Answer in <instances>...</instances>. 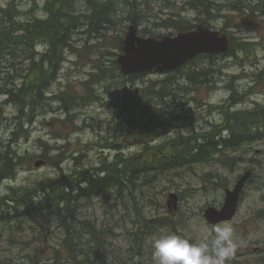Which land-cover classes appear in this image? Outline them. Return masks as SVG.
<instances>
[{"label": "rangeland", "instance_id": "rangeland-1", "mask_svg": "<svg viewBox=\"0 0 264 264\" xmlns=\"http://www.w3.org/2000/svg\"><path fill=\"white\" fill-rule=\"evenodd\" d=\"M5 3L6 0H0V6L4 7ZM36 4L33 12H30L34 7L31 1H22L17 5V9L23 12L24 20L31 16L36 18L44 16L41 9L42 1L39 0ZM162 5L159 2L153 4L151 11L144 13L149 18V23L147 22L144 27L151 29L154 34L163 36L172 32L151 24L157 18H167L170 11L181 13L191 24H198L197 15L193 12L175 9V6L167 9ZM81 6V4L75 6L76 10L77 8L84 10ZM68 10L70 9L68 8ZM228 20L230 27L227 32L237 38L239 44L248 42L260 43L264 46V25L247 24L244 20L241 23L240 17H229ZM233 22L237 25L240 24L235 27ZM129 25V22H124L120 28L123 32L111 31L103 41L89 40L88 45L93 46L91 54L83 53L84 50H80L84 44L83 40L87 36L83 33L77 34L74 37V46L77 51L79 50L80 58L68 51L65 52L66 60L61 64L62 69L58 79L50 86L47 96L64 92L67 85L83 95L82 84L88 79L89 73L94 72L92 65L93 61L100 56L98 49L106 48L110 53H116L115 57H107L103 60L104 64L108 66L109 61L115 60L117 54H120V51L113 50L111 47L109 37H116L119 34L123 38ZM210 26L216 30L221 29L223 25L220 21H216ZM100 43L104 46L102 47ZM36 50L40 53L43 51V47H37ZM62 53L63 50H61ZM240 58L241 62L234 57L214 60L213 64L215 65L212 68L220 69L221 72L218 79H215L214 82H207L204 86L195 87L194 93L188 94L184 91L183 94L180 92L181 98L175 100L168 98L167 103L170 106L166 110L176 116L173 120L176 124L174 129L162 136L150 135L142 138L144 144L157 145L163 140H173L175 137H187L197 132L207 133L211 125H220L221 113L209 107H221L229 103L228 100L233 93L228 88L230 82L233 83L234 93L237 95L235 99L241 96L238 93L242 94L246 91L249 94L242 98L240 104L234 106V110L243 113L264 108V78L257 82L252 81L256 75L264 72V49L258 46L252 55L249 54L247 57L242 55ZM194 62L203 67L212 64L207 59L201 61L194 59ZM1 67L7 69L10 66L6 62ZM190 67H193V63H188L180 69L183 72ZM166 75L148 74L136 79L131 88L134 90L147 88L150 83L159 82ZM183 75L179 74L181 87L185 84ZM237 76L240 78H233ZM261 77H264V73ZM19 83L20 81L16 85ZM1 85L3 84L0 81V87ZM98 88L99 86L96 87V89ZM98 90H100L102 102H91L90 100L87 105L72 110L70 115L64 114L59 103L49 100L44 101L43 107L37 108L31 113L24 109L19 113L17 106L10 103L1 106L0 141L7 144L8 140L16 139L17 142L13 144L12 150L17 151L21 158L16 177L0 181V199H9L12 191L15 195L18 194V197H23L24 192H30L35 188L39 190V187L46 185L47 181L57 180L60 170L63 173V192L68 193L71 180L78 181L83 170L99 168L104 162L112 164L116 154H121L128 159V157L141 153L142 146H138V142L131 146L127 145L129 142H125L127 139L124 135L125 123L118 108L113 105L114 100L120 101L123 93L120 94V89L114 87L113 89L108 88L106 91ZM117 94L119 95L117 96ZM114 96L115 99H113ZM5 98L0 96V101L3 102ZM227 107L230 108L228 105ZM225 110L227 114L234 112L227 108ZM255 116H252L253 119ZM15 121L21 123L23 127L21 130L14 127ZM171 124L172 121H170ZM119 130L120 133H118ZM120 139H122V143H119ZM115 142L120 145L121 149L110 146V143ZM228 155L230 157L241 156L243 159L232 172L217 166L198 165L187 171L179 170L175 173L164 174L153 181L150 186L141 185L139 189L135 188L133 193L124 192V195L117 196L111 191L106 199L96 196L89 201L83 200L78 219L91 221L96 226L95 230L100 232L99 238L102 240V247L98 245L100 248L96 249V253L95 251L91 252L93 248L88 247L90 246V243L87 242L88 235L85 232L79 234V240L85 244L86 251H90L88 258L94 261L90 264H131L129 259L132 254L130 253L131 242L129 240L131 231H134L136 214L152 221L167 216L173 221L175 230L158 228L154 230V235L162 232H174L188 238L193 243H198L204 234L214 236L221 228L231 229L235 249L226 264H264V142L252 144ZM40 156H43L44 159ZM38 161L43 163L35 166ZM248 169L253 172L251 176L253 178L244 188L236 217L224 224L213 227L208 225L204 220L203 210L212 205L219 208L223 203L224 189H211L212 186L204 182L203 175L216 171L220 178L227 179V187L230 188L238 178L237 176ZM93 173H97V171H90V174ZM170 193H175L178 196L175 207L173 204L168 207L167 198ZM74 195L75 193L72 196ZM36 198L45 199L41 195H37ZM11 203L9 202L10 205H13ZM57 212L50 211L36 219L25 218L16 221L13 219V222L8 224L1 223L0 262L24 264L29 256H36L39 258V264H53V254L64 250L62 249V240L65 236L64 231L58 227L59 215ZM154 235L145 239L142 253L140 252L141 258L137 259V263L155 264L150 247L151 237ZM77 240L72 238L69 239V242L79 245ZM96 240L99 242L98 239ZM133 252L136 254L135 250Z\"/></svg>", "mask_w": 264, "mask_h": 264}, {"label": "trees", "instance_id": "trees-1", "mask_svg": "<svg viewBox=\"0 0 264 264\" xmlns=\"http://www.w3.org/2000/svg\"><path fill=\"white\" fill-rule=\"evenodd\" d=\"M22 1L27 0H6L4 7H0V81L3 84L0 87V96L6 97L3 102L0 101V108L4 104H14L17 106L19 113L23 109L31 113L33 110L45 105V102L41 103L39 99L44 96L45 90H49L53 81L47 83L43 79L44 70L48 72V69H50L49 76L55 81L62 69L61 64L66 60L64 55L66 51L80 58L79 50L77 51L74 46V37L77 34L83 33L87 36L83 41L82 49H80L87 54H91L93 49V46L88 45L89 40L103 41L111 31L123 32L120 28H122L124 22H129L130 25L139 29L138 33L142 37L158 39L160 35H156L151 29L144 27L147 22L149 23V18L144 13L151 11L153 4L158 2L167 9L175 6V9L193 12L197 15L196 21H198V24L210 28H213V26H210L211 23L220 21L223 25L220 30L223 32H227L230 27L228 24L229 17H240L239 21L241 23L244 20L247 24L264 25V0H40L42 1L41 9L44 16L36 18L31 23H37V26L46 29V32L39 30L47 36L45 40L42 38L37 39L29 33L30 21L18 23L13 20L17 14L21 13L16 10L15 6ZM28 1L34 4L30 11L33 12L37 5L36 2L39 0ZM78 4H81L84 10L79 8L76 10L75 6ZM157 19L159 21H156ZM157 19L152 21L151 24L171 30L170 35L186 32L195 27V24H191L181 13L177 12L170 11L167 18ZM232 24L238 27L240 23L237 25L233 22ZM227 33L232 37V49L228 55L217 57L199 56L196 58L197 60L207 59L212 64L203 67L193 61L192 68L183 70V72L179 69L174 73L167 74L159 82L150 83L147 88H137L136 90L132 89L131 86L136 79L144 76H121L114 59L109 61L108 66L103 62L107 57H115L116 53H110L108 49L100 47L98 49L100 50V56L93 61L92 65L94 72L89 73L88 79L82 84L84 94H79L67 85L64 92L47 97V100L59 103L64 114L70 115L72 110L87 105L90 100L91 102H102L100 90L98 89L106 91L108 88H119L120 94L123 93L120 99L121 102L114 100L113 105L118 108V112L125 123L126 131L124 135L127 138L125 142H129L127 143L129 146L138 142L137 145L142 146L141 153L128 157V159L121 156V154H116L112 164L104 162V164H101L102 167L83 170L78 181L73 182L71 180L70 190L65 195L58 191L55 186L47 188L45 199H34L29 192H24L23 197L26 205L22 208L19 201L21 197H18L19 195H15L12 191L9 199H0V204H2L0 207L5 206L9 210V212H5L0 208V224H8L13 222V219L15 221L25 218L36 219V217L50 211H58V227L64 231L65 236L62 240V249L64 250L53 254V264H89L93 262V259L88 258L90 251H86L85 244H82L79 240V234L85 231L89 235L90 249L93 248L91 252L95 251L96 253V249L102 245V240L99 238L100 232L95 230V226L91 221L78 219L83 200L89 201L96 196L106 199L111 191L117 196L124 195V192L127 194L133 193L135 188L139 189L141 185L150 186L153 181L164 176V174L175 173L179 170L187 171L198 165L217 166L232 172L234 167L243 159L241 156L230 157L228 154L237 152L252 144L264 142V108L255 109V111H244L243 113L234 110V106L240 104L242 98L249 94L246 91L242 94L238 93L241 96L235 99L237 95L234 93L232 82L229 83L228 87L233 92L228 100L229 103L226 106L209 107L221 113L222 121L220 125H211L207 133L197 132L187 137H175L173 140H163L157 145L148 146L147 143L144 144L141 140L150 135L162 136L174 129L176 124L173 120L176 116L166 110L170 106L167 103L168 98H173V100L181 98L180 92L194 93L195 87L204 86L207 82H214L215 79H218L221 72L220 69L214 70L212 68L215 65L213 64L214 60L234 57L241 62L240 57L242 55L245 57L249 54L252 55L258 46L264 49V46L260 43L241 42L239 44L237 38L232 36L230 32ZM52 35L56 36V39H54L59 43V47H52L49 41L53 37ZM117 35L116 37H109L110 45L113 50L120 51L123 41L121 35ZM42 42L50 45V51L43 49L39 53L36 50V46L41 45ZM100 45L104 46L102 43ZM56 49L60 50V55L55 54ZM61 50H63L62 54ZM18 59L20 60L18 61ZM6 62L10 67L7 69L2 68L1 66ZM263 73V71L260 72L252 81L257 82L264 78L261 77ZM179 74H184L185 84L183 83V87L179 85L181 78ZM233 78L239 79L240 77ZM19 81V85H16ZM155 85L156 87H154ZM98 86L99 88L96 89ZM40 87L43 88L42 91H40ZM115 96L113 99L117 97ZM226 108L234 112L227 114ZM253 115H256L254 119ZM170 121H172L171 125ZM17 126L19 128L16 129L21 130L20 122ZM120 132L119 130L118 133ZM224 133L226 134L223 135ZM16 142V139H10L7 144L0 141V181L7 180L6 177L10 176L12 159L7 156L15 153L12 146ZM119 143H122V139ZM110 146L121 149L117 142L110 143ZM40 157L44 159L43 156ZM93 170L97 171L96 176L95 173L91 176L90 171ZM203 179L214 190L226 188L228 185L226 183L227 179L220 178L216 171L204 174ZM73 193H75L74 196H72ZM9 202H12L13 205H10ZM158 228L175 230L173 221L167 216L152 221L136 214L134 231H131L129 240L131 242L130 253L132 257L129 259L131 264H136L137 259L141 258L140 252L143 250L145 239L154 235V230ZM72 238L74 240L78 239L76 242L79 245L70 243L69 239ZM38 259L36 256H29L24 264H39ZM0 264L4 263L0 262Z\"/></svg>", "mask_w": 264, "mask_h": 264}, {"label": "water", "instance_id": "water-1", "mask_svg": "<svg viewBox=\"0 0 264 264\" xmlns=\"http://www.w3.org/2000/svg\"><path fill=\"white\" fill-rule=\"evenodd\" d=\"M123 39L121 54L116 64L122 76L148 74V72L165 73L174 71L199 55H226L231 50V38L219 30H211L199 24L192 31L181 32L174 36H163L156 40L142 38L133 27L128 28ZM41 162H36L39 166ZM247 171L233 186L225 190L223 205L220 209L208 207L203 211L207 224L215 225L230 221L236 216L239 197L243 186L250 178ZM168 206L177 204V196L169 195Z\"/></svg>", "mask_w": 264, "mask_h": 264}, {"label": "clouds", "instance_id": "clouds-1", "mask_svg": "<svg viewBox=\"0 0 264 264\" xmlns=\"http://www.w3.org/2000/svg\"><path fill=\"white\" fill-rule=\"evenodd\" d=\"M155 264H226L235 249L231 229L221 228L214 236L202 235L198 243L174 232L151 237Z\"/></svg>", "mask_w": 264, "mask_h": 264}, {"label": "bare ground", "instance_id": "bare-ground-1", "mask_svg": "<svg viewBox=\"0 0 264 264\" xmlns=\"http://www.w3.org/2000/svg\"><path fill=\"white\" fill-rule=\"evenodd\" d=\"M0 7H3V6H0ZM15 8H16V10H18L17 9V4H16V6H15ZM19 12H21L20 10H18ZM23 17V12H21V13H19V14H17L16 15V17H15V19L13 18V20L15 21V22H28V21H30V29H29V33H31V35L33 36V37H35V38H37V39H47V36L44 34V32H42V31H40L39 32V30H44L45 32H46V29L45 28H41V27H39V26H37V23H31V22H33V20H35L36 19V17H34V16H31V17H28V19H23L22 18ZM37 22V21H36ZM36 29V30H35ZM53 37L51 38V40L49 39V41H50V43H51V45H52V47H59V43H57L56 41H55V39H56V36L55 35H52ZM55 38V39H54ZM78 41V40H77ZM84 41V40H83ZM84 45V44H83ZM37 47H43V49H45L46 51H50V45L49 44H46L45 42H42L41 43V45H38V46H36V48ZM100 51V50H99ZM55 54H57V55H60V50L59 49H56L55 50ZM71 54V53H70ZM49 71L47 72L46 70H44L43 72H44V76H43V79L44 80H46L47 81V83H50V81L52 80L53 82H52V84L58 79H56L55 81H54V79H52V78H50V69H48ZM43 74V73H42ZM52 84H51V86H52ZM39 89H41L40 91H42V87H40ZM48 91H50V88H49V90H45V93H44V96L41 98V99H39L40 101L39 102H41V103H43L44 101H48L47 100V97H51V96H47V94H48ZM60 93V92H59ZM59 93H55V95L57 94H59ZM55 95H52V96H55ZM47 107H50V106H47ZM169 123V122H168ZM18 122L17 121H15V123H14V127L15 128H19L18 126ZM21 127V129L23 128L22 126H20ZM9 141V140H8ZM15 151V150H14ZM119 155V154H118ZM7 157H11V159H12V166L10 167V176L9 177H6V179H8V180H11V179H13L14 177H16V175H17V172L19 171L18 169H19V164H20V155H18V153H17V151H15V153L13 154V155H11V156H7ZM46 157L49 159V157H48V155H46ZM106 166V165H105ZM102 167V166H101ZM95 176L97 175V173H95L94 174ZM90 176V175H89ZM91 176H92V174H91ZM90 176V177H91ZM81 178V177H80ZM83 183V182H82ZM82 183H80L81 185H82ZM80 185V186H81ZM220 185V184H219ZM51 186H55V188L58 190V191H61L62 192V194L63 195H65L66 193L65 192H63V190H64V185H63V173H62V171L60 170V174H59V176H58V179L57 180H54V181H47V183H46V185H44V186H40L39 188V190H36V188L35 189H32L29 193H30V195H31V197H33V198H36V196L37 195H41V196H44V197H47V195H46V192L45 191H47V188L49 189V188H51ZM20 207L22 208V207H24V205H26V201H25V199H24V197H21L20 198ZM65 202H66V199H65ZM2 209L6 212H9V210H8V208H6L5 206L4 207H2ZM3 213V212H2ZM1 213V214H2Z\"/></svg>", "mask_w": 264, "mask_h": 264}]
</instances>
